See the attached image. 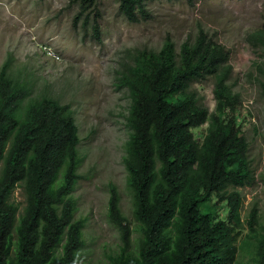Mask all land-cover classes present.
Here are the masks:
<instances>
[{
    "label": "trees",
    "instance_id": "trees-1",
    "mask_svg": "<svg viewBox=\"0 0 264 264\" xmlns=\"http://www.w3.org/2000/svg\"><path fill=\"white\" fill-rule=\"evenodd\" d=\"M95 1L78 0L79 15ZM151 1L118 0V10L129 23H139L150 17ZM92 29L99 40L98 25ZM228 62V50L200 30L178 52L167 37L158 51H137L116 71V85L130 100L122 162L140 235L133 251L132 230L110 184L107 215L122 245L108 256L109 264H235L242 231L247 233L241 249L251 247L250 262L264 264L258 205L253 203L244 220L243 196L229 189L250 184L254 174L237 122L240 96L227 84ZM210 77L212 114L189 90ZM204 125L196 139L193 130ZM79 143L70 107L33 97L7 59L0 67V264L74 262L84 228L83 220L74 219L71 196L83 159ZM18 185L25 195L21 212L11 199Z\"/></svg>",
    "mask_w": 264,
    "mask_h": 264
},
{
    "label": "rangeland",
    "instance_id": "rangeland-1",
    "mask_svg": "<svg viewBox=\"0 0 264 264\" xmlns=\"http://www.w3.org/2000/svg\"><path fill=\"white\" fill-rule=\"evenodd\" d=\"M118 4L96 0L79 15L78 0H0V67L11 60L13 76L29 83L32 96L68 105L78 127L83 159L71 196L77 204L74 219L83 220L84 228L83 246L72 264H109L108 256L120 251L119 231L107 215L110 184L117 188L121 212L132 230L131 249L137 250L140 234L122 162L130 134V100L127 90L116 85V71L137 51H158L167 37L178 52L200 30L229 52L227 84L240 96L237 122L254 174L250 184L229 189L243 196L244 220L253 203L258 205L259 230H264V0H154L147 4L150 17L139 23H129ZM189 90L201 107L214 112L212 77L193 82ZM206 127L193 130L196 139ZM11 199L21 212L25 195L20 185ZM218 207L220 211L224 206ZM246 233L238 235L235 264H253L252 248L240 247Z\"/></svg>",
    "mask_w": 264,
    "mask_h": 264
},
{
    "label": "built area",
    "instance_id": "built-area-1",
    "mask_svg": "<svg viewBox=\"0 0 264 264\" xmlns=\"http://www.w3.org/2000/svg\"><path fill=\"white\" fill-rule=\"evenodd\" d=\"M44 50L47 51V54H49L50 56H52V55L49 53V49L44 48Z\"/></svg>",
    "mask_w": 264,
    "mask_h": 264
}]
</instances>
